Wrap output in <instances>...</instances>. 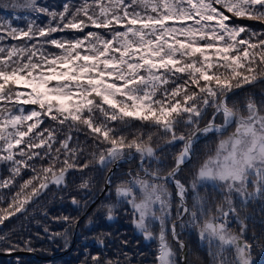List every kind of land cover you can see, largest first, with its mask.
<instances>
[{
	"label": "snow or ice",
	"instance_id": "6c2138e0",
	"mask_svg": "<svg viewBox=\"0 0 264 264\" xmlns=\"http://www.w3.org/2000/svg\"><path fill=\"white\" fill-rule=\"evenodd\" d=\"M13 7L48 14L50 21L42 27L30 21L25 30L0 20V39L35 40L0 47V163L8 165L9 173L0 179V224L25 212L50 185H66L70 169L83 171L93 162L107 166L133 154L142 164L146 159L160 163L157 151L178 143L174 166L165 175L159 168H144L143 177L131 176L115 188L117 199L131 206L133 224L145 239L153 238L151 221H159L156 264H176L165 237L170 180L180 198L177 216H189L187 223L200 238L210 248L215 245L214 264H253L243 226L239 234L233 232L228 217L236 213L233 194L245 203L264 196V111L251 98L243 109L230 107L228 97L264 80V30L232 23L244 18L264 24V0H83L74 10L66 3L60 12L25 0ZM90 26L101 31L72 40L52 38L58 31L83 32ZM46 45L59 52L46 54ZM208 109L211 119L200 127ZM218 116L222 123H216ZM45 119L50 127H42ZM137 121L156 131L126 133ZM181 124L187 134L177 131ZM65 128V138L58 140ZM74 129L92 138L96 150L91 160L79 162L84 149L71 144ZM210 132L220 139L195 169L190 187L194 192L200 185L218 187L224 202L213 210L197 193L190 208L188 188L175 176L191 159L198 137ZM154 137L163 144L154 145ZM25 170L32 173L27 179ZM79 187L87 189L89 182ZM72 203L79 201L72 197ZM104 207L112 219L115 205ZM54 219L73 223L68 216ZM172 234L182 248L175 223ZM0 243H7L9 251L18 247L6 236H0ZM229 250L232 259L225 255ZM92 259L101 264L98 256Z\"/></svg>",
	"mask_w": 264,
	"mask_h": 264
},
{
	"label": "trees",
	"instance_id": "16d2710c",
	"mask_svg": "<svg viewBox=\"0 0 264 264\" xmlns=\"http://www.w3.org/2000/svg\"><path fill=\"white\" fill-rule=\"evenodd\" d=\"M24 2L25 0H0V20H11L14 27L24 28L25 30L30 21H34L37 26L41 27L49 24L50 17L48 14H38L25 8L13 7L14 3L23 4ZM82 2L83 0H37L41 7L56 12L62 11L66 3L73 6L74 10V7L79 6ZM91 2L92 0H89V3ZM232 23L247 25L248 28L257 32L264 30V24L258 21L233 18ZM88 31L101 30L91 26L84 29L83 32L64 30L53 33L52 38L72 40L83 36ZM0 35L4 34L0 33ZM24 43H35V40L26 42L21 39L18 41L7 36L0 39V47H10L13 44L22 45ZM58 52L59 50L53 45L45 46L46 54ZM250 98L258 106H261V110L264 111V81L230 95L228 104L230 107L243 109ZM211 113L212 109H208L199 122L200 127L211 119ZM216 123H222V117L218 116ZM51 124L50 120L45 119L42 127H50ZM136 129H142L144 133L156 131L137 121L133 122L130 128L125 129V132L132 133ZM232 130L233 128H229L228 132ZM177 131L187 134L189 129L181 124L178 126ZM67 132V128L60 132L58 140L64 139ZM227 134L226 132L224 135ZM71 135V144L73 146L79 145L84 149L79 162L83 163L86 159L91 160V153L96 149L86 130L76 131L74 129ZM219 139V134L215 132L200 135L193 145L192 159L175 176L176 180H180L188 188L186 203L190 208L194 204L197 193L208 201V205L213 210L215 204L224 202V193L218 187L211 184L200 185L195 192L190 187L195 169L207 155L214 151ZM156 143L163 144V141H158L157 137H154L153 144ZM180 147L181 145L178 143L173 146H163L157 151L160 163H157L156 160L146 159L143 163L144 168L150 171L159 168L161 175L166 174L174 166V155L180 150ZM140 160V157L134 154L131 160L122 161L118 164L110 177V187L79 224L72 250L53 259H41V257L63 252L70 246L76 221L88 204L101 192L105 176L113 162L107 166H101L93 162L83 171L70 169L66 173V185H50L47 190L26 205L27 210L25 212L17 213L0 224V236H6L18 245L17 248L9 251L7 243H0V264H93L92 258L94 256L100 258L101 264L107 260L119 261V264H156L159 233H153L154 238L146 240L133 224L131 206L126 202L119 201L115 193L116 186L121 182L128 181L131 176L137 174L144 176V172L140 169ZM36 163L39 164L40 162L37 161ZM8 174V165L0 163V179L5 178ZM30 175L32 173L29 170L23 172L24 179H27ZM85 180L89 182V187L82 189L79 186ZM167 186L172 193V198L170 217L165 220V237L175 253L176 264H181L180 254L182 248L172 235L173 222L177 228L178 240L183 241L186 246V264H214L213 253L217 251L216 247L211 246L210 248L207 243L201 240L198 229L187 223L189 216L185 215L182 218L177 216L180 198L177 195L175 184L171 185L168 182ZM251 190H253L252 186L249 185V191ZM72 197H75L79 203L73 204ZM232 202L236 208V213L229 215L228 227L239 234L243 226V239L252 245L253 253L262 252L261 264H264V196L255 197L241 208H238L239 202L236 199H232ZM107 204L115 205L112 219L107 218L104 207ZM225 208H227L226 204ZM63 216L72 218L73 223L68 225L62 220L54 219ZM157 222L155 228L159 229L160 223ZM53 233H60L61 235L53 236ZM26 241H30V244L26 245ZM27 251L34 252L37 256L24 253ZM13 252L17 253L5 255Z\"/></svg>",
	"mask_w": 264,
	"mask_h": 264
},
{
	"label": "water",
	"instance_id": "95a60500",
	"mask_svg": "<svg viewBox=\"0 0 264 264\" xmlns=\"http://www.w3.org/2000/svg\"><path fill=\"white\" fill-rule=\"evenodd\" d=\"M264 80H259L258 82L256 83H253V84H245L243 85L242 87L238 88V89H235L233 93H231L230 95L236 93V92H239L241 90H244V89H247L249 87H252L254 85H257L258 83L260 82H263ZM229 95V96H230ZM219 124V123H218ZM201 127H204V126H201ZM134 154L132 155L131 158H124L122 160H119V161H115L112 163L111 167L109 168L106 176H105V180H104V185H103V188L101 190V192L88 204L87 208L85 209V211L82 213V215L79 217V219L76 221L75 223V228H74V232H73V235H72V242L70 244V246L67 248V250L63 251V252H60V253H57L55 255H51V256H48V257H41V259H46V260H49V259H53V258H56V257H59V256H62V255H65L67 254L68 252H70L75 244V237H76V233H77V229H78V226L79 224L81 223V221L88 215V213L92 210V208L95 206V204L103 197V195L105 194V192L107 191V189L110 187L111 185V182L109 183V180H110V177L113 173V171L118 167V164L122 161H129L133 158ZM192 157H193V153H192ZM191 157V159H192ZM190 159V160H191ZM189 160V161H190ZM189 161H186L182 166L181 168L186 165ZM140 163V169L143 171L144 169V165L141 163V160L139 161ZM144 163V161H143ZM180 168V169H181ZM144 172V171H143ZM165 175V174H164ZM171 185H174V181H169ZM174 223V222H173ZM173 235V234H172ZM183 242V241H182ZM17 252H13V253H9V254H5V255H10V254H15ZM24 253H27L31 256H37L34 252H30V251H27V252H24ZM186 246H185V243L183 242V247H182V251H181V254H180V261H181V264H186ZM40 258V257H39Z\"/></svg>",
	"mask_w": 264,
	"mask_h": 264
},
{
	"label": "rangeland",
	"instance_id": "374dc122",
	"mask_svg": "<svg viewBox=\"0 0 264 264\" xmlns=\"http://www.w3.org/2000/svg\"><path fill=\"white\" fill-rule=\"evenodd\" d=\"M233 195H234V196H232L231 199H236V200L239 202V204H238V208L243 207L244 205L248 204V202H249L250 200L255 199V198H252V199H250L249 201H247V202L245 203L244 201L241 200V198H240L239 196H237V195H235V194H233ZM259 197H260V196H259ZM119 201L124 202V201H122V200H119ZM157 214L159 215V213H157ZM157 221H158V220L151 221L150 227H151V231H152L153 233L158 232V233L160 234V228H159V229H158V228H155V227H156V222H157ZM157 223H159V221H158ZM137 230H138V229H137ZM176 230H177V228H176ZM198 231H199V230H198ZM138 232H140V231L138 230ZM140 233H141V232H140ZM158 237H159V235H158ZM153 238H154V234H153ZM146 240H149V239H146ZM158 240H159V239H158ZM201 240H202V239H201ZM202 241H204L205 243L208 244V242H207L206 240H202ZM208 245H209V244H208ZM213 246H215V245H213ZM225 255L228 256L229 259H232V257L234 256V251H233V250H229L228 252L225 253ZM185 256H186V255H185ZM261 257H262V252L257 251V252H255V253H253V250H252V260L258 262V263L253 262V264H261V262H262Z\"/></svg>",
	"mask_w": 264,
	"mask_h": 264
}]
</instances>
